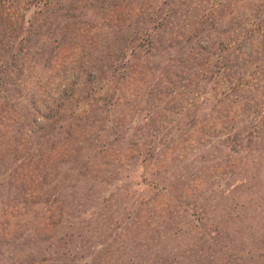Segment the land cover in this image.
<instances>
[{"label": "rangeland", "instance_id": "rangeland-1", "mask_svg": "<svg viewBox=\"0 0 264 264\" xmlns=\"http://www.w3.org/2000/svg\"><path fill=\"white\" fill-rule=\"evenodd\" d=\"M56 1L0 3V61L30 19L35 39L21 55L22 103L0 113L20 111L22 124L32 105L41 112L32 136L7 140L15 146L0 168V264L54 259L49 246L67 234L65 248L84 249L74 264L106 250L122 264L123 245L127 262L153 251L156 262H172L167 239L157 246L166 230L179 232L171 247L184 264H195V240L224 247L230 264H264V83L256 88L258 77L248 76L228 122L210 128L208 106L195 107V69L178 62L195 9L220 0ZM165 5L187 25L171 52L168 30L153 32V44L135 33L151 8ZM60 97L65 106L43 126L45 106ZM206 232L212 240L203 243Z\"/></svg>", "mask_w": 264, "mask_h": 264}, {"label": "trees", "instance_id": "trees-1", "mask_svg": "<svg viewBox=\"0 0 264 264\" xmlns=\"http://www.w3.org/2000/svg\"><path fill=\"white\" fill-rule=\"evenodd\" d=\"M8 1L14 3L15 1L22 2L23 0ZM45 1L49 6L57 3L56 0H38L43 5ZM224 1L227 2V0ZM242 1V3L235 5L237 7H233L228 3L227 6H224L225 4L220 0L215 8L212 7L213 9H205L204 5L202 6V10L198 11L196 8L195 14L197 18H195V27L192 31L190 30V35L185 38L186 45L184 52L180 54L182 57L178 60L180 67L183 69H195V107L199 104L208 106L205 110L211 112L210 116L204 117L202 120L206 118V122L204 123H209L210 128L214 127L213 121L221 124L228 122L230 115L229 108L235 111L236 107L244 100V92H246L244 85L248 76L258 77L254 83L256 84L254 86L256 88L260 89L263 85L262 83H264V0ZM1 2L2 0H0ZM167 5L165 7L151 8V15L146 18V22L139 23V29L135 30V33L139 35V40L141 39L144 42L147 40L148 42L145 43L153 44L151 39L153 32L163 29L168 30L171 34L166 49L171 52L176 45H179V43L176 44V41L179 42L178 39L184 38L182 34L185 32L187 25L178 21L175 12H180L179 9L176 8L174 12ZM241 8L246 9V13H243V15H240L238 12ZM164 9H167V11ZM224 17L228 18L229 21L225 24L224 29H220L221 24L225 21ZM27 22L28 25H26L23 39H13L11 41L13 42L11 46L12 51L7 55L8 60L0 61V111L2 113L4 112V107L9 104V101H16L21 104V96L26 92V89H22V86L25 84V78L21 55L25 51L28 52L30 42L35 41L32 38L33 33L30 26L32 25V19ZM163 51L165 52V48H163ZM10 78H12L11 81L8 80ZM248 88H251L248 92L252 91L253 85H250ZM66 93H68L67 88L64 91V94ZM8 98L9 100H6ZM60 98V103L55 101L56 99H53V101L50 100V105L45 106V113L40 115L43 126H46L47 122L55 114L58 115L65 106L62 101L63 97ZM196 112H199V109L195 108ZM40 113L39 109L32 105L28 113L24 117L21 116V118H24L22 124L17 123V117L14 116L17 114L13 113V117L9 119L0 113V128L2 131L0 135V168L4 167L5 152L15 146V144H8V137H13V140H16L15 136L17 135L22 136V138L28 136V134L32 136L36 129H39ZM196 121L197 118L195 116V127ZM221 127L224 128L223 125ZM153 151L157 152L156 149ZM6 174L7 170L0 173V175ZM15 175L16 172L9 173L11 177H15ZM199 222L198 219H195L196 226ZM164 232L159 237L157 246L163 244L165 239H167L166 248L163 251L164 258L168 257L172 262L166 261V263L161 264H184L180 262L183 261V256L181 254L175 255L171 247L172 240L177 237L179 232L176 234L169 233L167 230ZM195 233L197 234V231ZM157 234L155 232L153 235ZM205 235H203V243L206 242V238L209 241L212 240L207 232ZM0 236L3 237V235ZM39 236L43 240L42 242H47L48 239L46 238H49L46 233H41ZM68 237L70 238L69 234L57 241L61 243L64 240L63 243L65 244H56L54 242L49 246L48 249L51 250V254L56 256L54 259L42 257L38 262L25 264H74V256L81 258V252L84 249L77 247H74V249L73 247L65 248V245L68 244ZM199 242L201 241L195 240V248H191V250L195 251V264H230L224 247L216 246L213 248L211 245L203 247L200 246ZM113 254L115 255L116 253ZM119 254L121 255L122 264H160V262L155 261L156 258L154 259V251L150 254V257L141 261L130 259L127 262L125 259L127 248L125 245L120 247ZM151 256L153 257L151 258ZM213 256L217 257L213 258ZM76 264H112V252L110 250H106L105 252L95 251L87 260L79 261Z\"/></svg>", "mask_w": 264, "mask_h": 264}]
</instances>
